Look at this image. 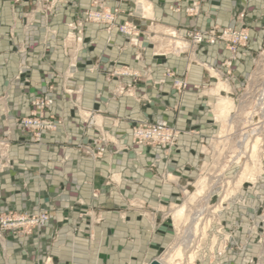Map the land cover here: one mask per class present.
<instances>
[{
	"label": "crops",
	"instance_id": "0c3cea01",
	"mask_svg": "<svg viewBox=\"0 0 264 264\" xmlns=\"http://www.w3.org/2000/svg\"><path fill=\"white\" fill-rule=\"evenodd\" d=\"M103 1L138 28L140 59L116 30L89 24L75 36L71 23L90 0H0V135L9 134L10 158L24 172L0 178V213L22 211L27 199L31 211L50 214L49 227L28 239L2 233L0 264L155 260L171 240L165 209L178 205L206 160L202 144L219 126L215 105L251 72L263 41L264 0H205L192 17L185 10L193 0ZM240 15L257 42L229 77L224 45L194 47L185 33L238 28ZM125 69L136 77L119 76ZM176 81L186 83L181 94ZM49 88V113L62 124L40 144L28 143L14 116L28 115L30 100ZM157 120L182 132L175 153L133 142L134 126ZM99 136L109 142L94 158L86 148L96 150ZM256 188L241 193L229 215L239 232L226 247L205 251L209 263L264 264V232L252 234L261 227L253 220L264 206V184Z\"/></svg>",
	"mask_w": 264,
	"mask_h": 264
},
{
	"label": "rangeland",
	"instance_id": "374dc122",
	"mask_svg": "<svg viewBox=\"0 0 264 264\" xmlns=\"http://www.w3.org/2000/svg\"><path fill=\"white\" fill-rule=\"evenodd\" d=\"M39 1L45 2L46 0ZM203 2L205 0H193L187 9L191 8L194 3H198L197 11L199 12ZM120 13L118 9L106 6L103 0H90L89 8L71 23L72 30L75 36L81 34L84 26L89 24L103 26L108 31L116 30L127 39L133 48L139 51L137 58L140 59L142 48L139 30L131 21H119ZM195 15L188 14L191 17ZM108 16L112 17L111 23L107 20ZM242 21L243 16L240 15L239 27H228L233 30V37L230 41L232 50L230 52L224 46L229 57L223 65L227 69L229 77H232L231 72L234 71L237 60L240 57H247L249 47L257 42ZM109 24H113V26H109ZM127 25L135 29L134 34L130 37L122 35L118 30ZM224 29L215 28L218 33ZM190 31L197 30H188V32ZM186 33L185 40L191 46H200L194 45L189 38H186ZM242 33L247 35V40L240 42L238 35ZM217 44L223 45V43L214 45ZM229 61L231 62L230 66L227 65ZM132 72L130 69H125L119 73V76L136 77ZM231 80L229 83H232L233 80ZM173 85L179 94L186 89V83L183 81H176ZM226 90L227 92L225 91L221 95L215 105L219 126L209 141L202 144L203 150L201 151L206 160L201 163L195 179L189 182L188 189L182 193L183 197L178 205L165 209L171 240L167 248L155 258V260L162 259L164 264H187L189 260L190 264H211L208 259H205L208 254L205 251L214 245L216 250L220 246L223 248L225 245L226 247L230 234L239 232L238 224H230L229 215L235 208L234 205L236 206L239 201L242 202L241 193L250 187L251 190L253 187L255 193L256 187L264 184V34L262 43L253 54L251 72L243 79L239 87L230 90L226 88ZM221 107L224 108L223 111ZM165 123L168 124V127L150 129L151 135L145 145H136L148 149L157 148L165 153H175L182 132L174 125ZM182 206L185 209L184 214L178 212ZM151 210L153 212L155 209ZM174 211H177L175 218L172 215ZM263 213L264 206L256 211L253 222L255 224L258 219L261 227L260 229L254 228L252 234L264 232ZM175 244H177L176 250L178 251L171 250ZM249 264H259V262L252 259Z\"/></svg>",
	"mask_w": 264,
	"mask_h": 264
},
{
	"label": "built area",
	"instance_id": "2783aa9c",
	"mask_svg": "<svg viewBox=\"0 0 264 264\" xmlns=\"http://www.w3.org/2000/svg\"><path fill=\"white\" fill-rule=\"evenodd\" d=\"M14 3H19L20 0H13ZM198 3H194L193 6L186 10L188 14H197ZM109 23L112 22V17H107ZM113 26V24H109ZM119 32L130 37L134 34L135 29L132 26L120 27ZM232 29H224L218 33L214 29L207 32L190 31L186 33V38H189L194 45H214L215 43H223L227 47L228 51L231 52L232 45L230 41L233 37ZM238 40L240 42L247 40V35L243 33L238 35ZM231 61V60H230ZM227 62L230 66L231 62ZM230 74V72H228ZM52 89H47L36 94L30 100L31 111L28 115L18 114L14 116V121L17 130L21 136L27 138L28 143L40 144L42 137L45 133L56 131L57 128L62 124V121L56 115L49 113V110L53 104ZM155 127H168L162 120H157L152 124H139L132 128L131 136L135 144L145 145L151 135V128ZM11 138L9 134L0 135V178L6 174L15 173L18 179H22L23 171L17 169L16 164L11 160ZM97 148L96 150L88 147L86 148V153L92 157H101L105 146L109 142L103 136H99L96 139ZM26 188V184H22L21 190ZM23 211L18 212L16 210L10 209L0 213V244L3 242L2 233H12L17 239H28L32 237L34 233H40L42 230L49 227L50 215L48 208H39L36 212L30 210L29 202L23 204ZM262 220L264 224V213L262 215ZM43 246L46 245L45 242L42 243ZM26 256H30V253H26ZM218 264V263H215Z\"/></svg>",
	"mask_w": 264,
	"mask_h": 264
},
{
	"label": "bare ground",
	"instance_id": "6f19581e",
	"mask_svg": "<svg viewBox=\"0 0 264 264\" xmlns=\"http://www.w3.org/2000/svg\"><path fill=\"white\" fill-rule=\"evenodd\" d=\"M260 100H261V99H260ZM262 103H263V102H262ZM221 108H222V107H221ZM241 151H242V150H241ZM200 195H201V194H200ZM184 210H185L184 208H180L178 212H179L180 214H184ZM176 248H177V244H175L171 250L178 251V250H176ZM167 254H168V253H167ZM170 257H171V256H170ZM190 259H191V258H190ZM158 262H159L160 264H162V263L164 264V261H163L162 259H161V260H158ZM187 262H188V261H187ZM189 262H190V260H189ZM189 262H188V263H189ZM188 263H187V264H188ZM189 264H190V263H189Z\"/></svg>",
	"mask_w": 264,
	"mask_h": 264
},
{
	"label": "water",
	"instance_id": "95a60500",
	"mask_svg": "<svg viewBox=\"0 0 264 264\" xmlns=\"http://www.w3.org/2000/svg\"><path fill=\"white\" fill-rule=\"evenodd\" d=\"M149 264H160V263L158 262V260H153Z\"/></svg>",
	"mask_w": 264,
	"mask_h": 264
}]
</instances>
